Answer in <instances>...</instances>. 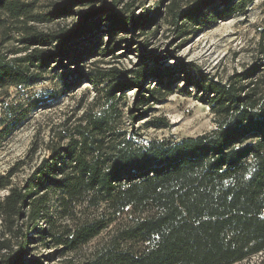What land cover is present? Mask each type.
Wrapping results in <instances>:
<instances>
[{
    "label": "trees",
    "instance_id": "obj_1",
    "mask_svg": "<svg viewBox=\"0 0 264 264\" xmlns=\"http://www.w3.org/2000/svg\"><path fill=\"white\" fill-rule=\"evenodd\" d=\"M36 1L0 0L7 14L0 23H18L24 43L15 52L23 55L0 52V103L10 88L25 90L49 76L61 89L46 91L49 100L81 83L94 96L75 122L58 125L48 156L22 185L0 176V190L8 191L0 197V264H44L24 259L34 241L70 255L59 264H235L263 252L264 28L258 61L224 80L144 53L136 67L121 70L101 67L98 57L118 58L115 49L124 43L133 50V37L118 35L136 34L152 19H135L131 3L122 12L101 0H66L45 16ZM251 2L172 0L169 21L180 35L189 27L196 32L246 13ZM93 4L100 6L81 8ZM68 16H76L72 27L43 32L28 25ZM175 93L208 105L215 128L195 137L144 138L136 121ZM23 105H7L0 122ZM155 122L169 126L165 118Z\"/></svg>",
    "mask_w": 264,
    "mask_h": 264
},
{
    "label": "rangeland",
    "instance_id": "obj_2",
    "mask_svg": "<svg viewBox=\"0 0 264 264\" xmlns=\"http://www.w3.org/2000/svg\"><path fill=\"white\" fill-rule=\"evenodd\" d=\"M65 1L37 0L36 12L48 16L49 11L53 8L57 9ZM101 1H104L106 5H115L116 10L122 12L126 3H131L134 5L132 8H134L135 19L145 16L152 19L148 27L138 28L135 31L136 34L132 31L120 33L118 37H133L134 41L131 45L133 50L128 49L125 46L127 44L124 43L123 46L115 49L118 58L112 54L99 56L97 63L101 67H116L121 70L136 67L141 61L140 54L144 53L150 56H164L166 57L164 62L171 65L178 61L197 66L201 71L224 80L234 73L245 71L258 61L260 30L264 28V0H252L244 14H238L229 20L218 21L214 26L196 32L189 27L188 32L182 35L169 21V6L172 0ZM98 6L100 5L93 4L81 6V8L90 10L94 9L91 7ZM77 8L78 6L75 9ZM0 17L5 19L7 14L0 12ZM76 22V16H68L56 17L50 22L29 21L28 25L38 31L50 32L63 26L72 27ZM18 25L10 19L0 23V52L8 54L9 57L23 55V52L15 53L24 45L20 41L23 36L17 29ZM89 65L90 61L85 66L89 67ZM179 86L181 87L182 83H179ZM48 90L58 92L61 90L51 76L25 90L10 88L5 104L0 103V118L4 117V108L7 105L16 107L24 104L23 109L18 113L7 118L4 123L0 122L1 131L7 124L10 125L12 121L20 117L0 138V176L10 177L15 186L22 185L34 168L48 156V144L58 125L63 121H68V124L75 122L94 96L89 83H81L71 92L63 93L50 100L43 95ZM128 90L126 110L134 95L132 88ZM35 98L42 100L44 98V100L41 104L34 105L31 101ZM21 113L24 115L21 116ZM157 118H165L169 126L157 124L155 122ZM215 126L213 114L208 105L196 100L194 96H184L179 93L159 103H151L146 115L140 117L135 123V127L141 129L140 133L146 139L195 137L210 132ZM7 193V190H0V197ZM106 237L105 232L91 242L85 251H89ZM28 246L29 251L24 257L25 261L40 259L44 264H59L70 256H64L60 247L44 245L40 241L30 242ZM17 247L16 240H13L11 249L13 253ZM235 264H264V251Z\"/></svg>",
    "mask_w": 264,
    "mask_h": 264
}]
</instances>
